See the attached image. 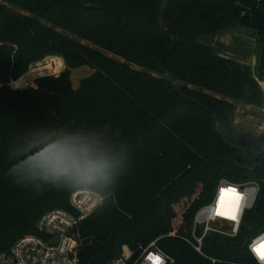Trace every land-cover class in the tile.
<instances>
[{
  "label": "trees",
  "instance_id": "obj_1",
  "mask_svg": "<svg viewBox=\"0 0 264 264\" xmlns=\"http://www.w3.org/2000/svg\"><path fill=\"white\" fill-rule=\"evenodd\" d=\"M162 2L0 0V252L38 234L46 212L72 211L71 194L85 187L57 188L21 165L49 138L81 135L130 164L115 204L106 201L79 225L78 264H110L124 246L135 259L153 241L174 264H256L247 243L264 231V134L239 129L236 110L262 107L264 90L251 66L222 56L213 42L233 31L255 34L262 80L264 0H169L165 31ZM164 55L184 95L203 106L177 93L160 68ZM51 56L66 65L58 78L10 87ZM83 67L93 74L74 89L71 70ZM221 180L258 181L260 194L239 234H209L200 255L185 238Z\"/></svg>",
  "mask_w": 264,
  "mask_h": 264
},
{
  "label": "built area",
  "instance_id": "obj_2",
  "mask_svg": "<svg viewBox=\"0 0 264 264\" xmlns=\"http://www.w3.org/2000/svg\"><path fill=\"white\" fill-rule=\"evenodd\" d=\"M34 79L43 77L58 78L64 71V60L57 56L47 57L44 60L33 64ZM29 73L22 76L17 82L16 90L33 88L34 80L28 82ZM16 81L10 83V87ZM25 84L21 87L20 85ZM12 88V87H11ZM14 89V87H13ZM228 189H235L242 198L239 208L243 206L242 217L231 219L228 213L231 212L234 197L230 194H223ZM261 186L258 181L249 180L241 183H232L221 180L215 190L212 201L201 207L194 217L192 239L185 238L194 250L203 254V241L212 233L220 234L225 237L234 238L244 223L245 215L251 211L258 200ZM98 195L80 190L72 195V211L54 209L46 212L37 221L38 234L26 235L17 240L10 250L0 252V264H78V238L77 232L79 225L93 213L95 199ZM89 201H93L89 203ZM94 206V207H92ZM225 213V214H218ZM223 224L228 227L225 229ZM201 232V234H198ZM264 240V231L258 233L247 243V249L253 240ZM256 264L257 259L250 252ZM133 252L129 247H123V252L119 258L110 264H155L154 257L160 258V264H174V259L164 252L153 241L146 248L142 249L137 258H133ZM215 263V260H212Z\"/></svg>",
  "mask_w": 264,
  "mask_h": 264
},
{
  "label": "clouds",
  "instance_id": "obj_3",
  "mask_svg": "<svg viewBox=\"0 0 264 264\" xmlns=\"http://www.w3.org/2000/svg\"><path fill=\"white\" fill-rule=\"evenodd\" d=\"M130 157H116L102 147L94 137L65 135L48 139L45 146L27 161L22 162L32 179L51 183L57 188L66 186L85 187L88 190L99 189L94 210L101 208L106 201L109 206L116 202V188L120 177L128 170ZM93 201H89L92 203ZM243 206L237 212L242 217ZM264 240H253L249 250L264 264V259L257 255L255 248ZM264 252V249H261Z\"/></svg>",
  "mask_w": 264,
  "mask_h": 264
},
{
  "label": "rangeland",
  "instance_id": "obj_4",
  "mask_svg": "<svg viewBox=\"0 0 264 264\" xmlns=\"http://www.w3.org/2000/svg\"><path fill=\"white\" fill-rule=\"evenodd\" d=\"M213 46L220 52L222 56L233 58L235 60L240 61L241 63L251 66L254 71V76L258 79L260 86L264 90V77L262 80L259 79L258 68H257L258 67L257 61H258V56L261 52V46L255 34H253L252 32L249 34V32L247 33L246 30H242L240 32L239 31L229 32V33H226L224 35L217 37L215 41L213 42ZM32 66L33 65H30V67L28 68L25 74L29 73L28 82L30 83L32 82V80H34V85L31 84V86L37 89L38 88L37 80L42 79V78H37V80L34 79L35 77L33 76L34 67ZM65 69H66V65L64 62V70ZM91 74H93V71L88 67L71 70V81H72L73 88L77 89L81 81L89 77ZM20 78L17 80H14L16 82L12 84L11 86L12 88L14 87V89H17L15 87H17V82H19L22 79ZM10 83H12V81ZM23 85L25 84L24 83L21 84L20 87ZM22 88H25V87H21L18 89H22ZM236 126L239 129L244 130V131H252L258 134H264V101H263V106L260 108L254 107V106L238 105L237 110H236ZM80 190L92 192L94 193V195L99 194L98 192L94 190L90 191L86 188L76 189L70 196L69 204H70L71 209L73 207L72 195L76 191H80ZM91 215H92V212L88 216V218ZM223 227L227 229L228 226L226 224H223Z\"/></svg>",
  "mask_w": 264,
  "mask_h": 264
},
{
  "label": "water",
  "instance_id": "obj_5",
  "mask_svg": "<svg viewBox=\"0 0 264 264\" xmlns=\"http://www.w3.org/2000/svg\"><path fill=\"white\" fill-rule=\"evenodd\" d=\"M168 3H169V0H163V2L161 3V6H160L161 9H160V15H159V23H160V27H161L162 31L166 30L165 12H166ZM97 7H99V6H97ZM250 33L251 32H249V34ZM173 48H174V43H173L172 47L170 48V50L167 53L171 52L173 50ZM165 56L166 55H164L161 58V60H160V68L168 76L169 80L171 81L172 85L176 89L177 93L180 94L182 97H185L189 101L203 106L202 104L198 103L197 100H195L193 98H190V97H187V96L184 95V93L182 91V88L180 86V83H179L178 79L176 78V76L173 73H171L170 71H168L167 69L164 68ZM215 118H216V116H215ZM216 122H217V126H218V132H219L220 135H222V128L220 126V123H219L218 119H216ZM107 131L109 132V134L112 136V138L114 140L118 139V136L114 133V131H112L111 128L107 127ZM263 154H264V145H263V147L261 149V152H260L259 156H262ZM256 167L257 166L254 165L253 167H250V168L248 167L247 169L249 171L253 172V171L256 170Z\"/></svg>",
  "mask_w": 264,
  "mask_h": 264
},
{
  "label": "snow or ice",
  "instance_id": "obj_6",
  "mask_svg": "<svg viewBox=\"0 0 264 264\" xmlns=\"http://www.w3.org/2000/svg\"><path fill=\"white\" fill-rule=\"evenodd\" d=\"M227 194H230L234 197L233 205L231 208V212L228 213L231 219L235 220L237 218V212L239 211V202L241 200V196L235 192V189H228L226 190ZM218 214H225V213H218ZM261 249H264V243L259 244L256 246L255 251L258 256H260L261 259H264V252L261 251ZM155 264H160V258L154 257Z\"/></svg>",
  "mask_w": 264,
  "mask_h": 264
},
{
  "label": "bare ground",
  "instance_id": "obj_7",
  "mask_svg": "<svg viewBox=\"0 0 264 264\" xmlns=\"http://www.w3.org/2000/svg\"><path fill=\"white\" fill-rule=\"evenodd\" d=\"M223 194H225V195H226V194H227V192H223Z\"/></svg>",
  "mask_w": 264,
  "mask_h": 264
}]
</instances>
